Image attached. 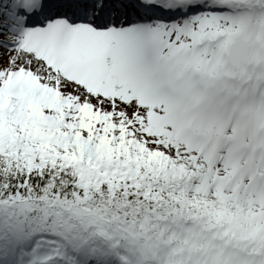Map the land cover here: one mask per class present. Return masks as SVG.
<instances>
[{
  "label": "snow or ice",
  "instance_id": "6c2138e0",
  "mask_svg": "<svg viewBox=\"0 0 264 264\" xmlns=\"http://www.w3.org/2000/svg\"><path fill=\"white\" fill-rule=\"evenodd\" d=\"M0 264H264V0H0Z\"/></svg>",
  "mask_w": 264,
  "mask_h": 264
}]
</instances>
